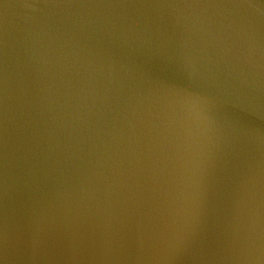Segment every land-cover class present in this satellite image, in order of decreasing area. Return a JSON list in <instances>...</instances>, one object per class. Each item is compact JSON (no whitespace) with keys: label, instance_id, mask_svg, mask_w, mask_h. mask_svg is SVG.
Returning <instances> with one entry per match:
<instances>
[{"label":"water","instance_id":"obj_1","mask_svg":"<svg viewBox=\"0 0 264 264\" xmlns=\"http://www.w3.org/2000/svg\"><path fill=\"white\" fill-rule=\"evenodd\" d=\"M0 264H264V0H0Z\"/></svg>","mask_w":264,"mask_h":264}]
</instances>
